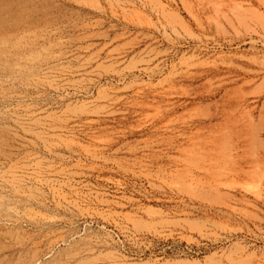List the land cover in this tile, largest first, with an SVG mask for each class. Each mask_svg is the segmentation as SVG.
I'll use <instances>...</instances> for the list:
<instances>
[{
  "label": "rangeland",
  "instance_id": "1",
  "mask_svg": "<svg viewBox=\"0 0 264 264\" xmlns=\"http://www.w3.org/2000/svg\"><path fill=\"white\" fill-rule=\"evenodd\" d=\"M0 23V264H264V0Z\"/></svg>",
  "mask_w": 264,
  "mask_h": 264
},
{
  "label": "bare ground",
  "instance_id": "2",
  "mask_svg": "<svg viewBox=\"0 0 264 264\" xmlns=\"http://www.w3.org/2000/svg\"><path fill=\"white\" fill-rule=\"evenodd\" d=\"M163 3V2H162ZM5 6V5H4ZM136 10V9H135ZM6 11V10H5ZM10 13V12H9ZM5 14V13H4ZM9 17V16H8ZM17 23V22H16ZM1 24V23H0ZM2 25H0V27H1ZM2 28V27H1ZM6 29V28H5ZM1 31V30H0ZM166 215V214H165Z\"/></svg>",
  "mask_w": 264,
  "mask_h": 264
}]
</instances>
